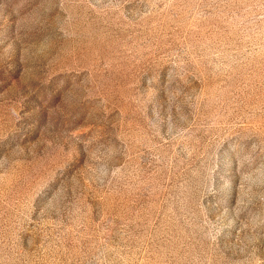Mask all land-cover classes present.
I'll return each instance as SVG.
<instances>
[{
	"label": "rangeland",
	"instance_id": "1",
	"mask_svg": "<svg viewBox=\"0 0 264 264\" xmlns=\"http://www.w3.org/2000/svg\"><path fill=\"white\" fill-rule=\"evenodd\" d=\"M0 264H264V0H0Z\"/></svg>",
	"mask_w": 264,
	"mask_h": 264
}]
</instances>
